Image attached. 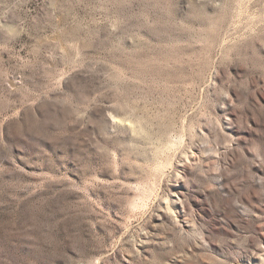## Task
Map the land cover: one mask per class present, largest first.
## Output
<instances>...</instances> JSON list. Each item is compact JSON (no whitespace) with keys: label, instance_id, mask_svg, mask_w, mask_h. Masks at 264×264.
Masks as SVG:
<instances>
[{"label":"rangeland","instance_id":"obj_1","mask_svg":"<svg viewBox=\"0 0 264 264\" xmlns=\"http://www.w3.org/2000/svg\"><path fill=\"white\" fill-rule=\"evenodd\" d=\"M259 179L264 0H0V264H264Z\"/></svg>","mask_w":264,"mask_h":264},{"label":"bare ground","instance_id":"obj_2","mask_svg":"<svg viewBox=\"0 0 264 264\" xmlns=\"http://www.w3.org/2000/svg\"><path fill=\"white\" fill-rule=\"evenodd\" d=\"M231 144L232 143L228 145V148H230ZM198 146L194 147V151L191 150L188 153H185L184 156H179V153H177L178 146H176V142H169L166 147L169 151H173L171 155V161L173 160L176 169L174 173L175 178L173 180L172 199H170L168 203H166L167 210L159 215L162 218L164 216H168L167 218L171 229L177 231L180 235L187 237L192 236L193 231L188 227L191 223L195 222V213L206 212L207 209L205 206L207 205V203L214 201L216 198H222L221 192L223 188H225L226 183L223 179L224 177H221V180H219L220 178L217 180V189H214V191L210 188H203L197 191L195 190V180L198 179L200 175L209 176V172L207 171V169H205L204 166V162L202 159L203 156H201V147ZM255 186L264 189V182L259 179L255 182ZM251 193V197H254L255 192L252 191ZM135 205H137V202L135 203ZM187 210L193 212V214L187 216Z\"/></svg>","mask_w":264,"mask_h":264}]
</instances>
